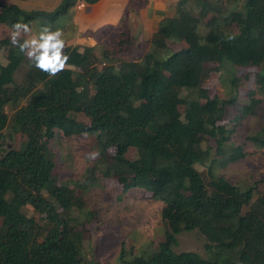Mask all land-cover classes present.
<instances>
[{"label": "trees", "instance_id": "trees-1", "mask_svg": "<svg viewBox=\"0 0 264 264\" xmlns=\"http://www.w3.org/2000/svg\"><path fill=\"white\" fill-rule=\"evenodd\" d=\"M77 2L61 0L53 10L0 3V26L13 30L0 38V53L7 51L6 63L0 61V264H89L70 216L85 200L54 174L59 127L68 136L97 134L103 150H115L112 160L99 159L106 164L100 176L163 199L160 248L128 264H264V191L257 195L255 186L245 189L214 170L220 157L233 163L248 154L229 145L237 132L233 119L240 125L264 110V0H178L139 59L121 58L129 44L123 21L115 45L62 48L64 66L55 73L38 67L42 52L28 60L33 24L56 30ZM169 39L189 45L163 52ZM26 62L30 69L19 84L15 76ZM228 65L257 69L253 89L246 87L247 72L229 80L224 96H212L206 79ZM6 129L21 133L18 148H5ZM247 138L264 141V127ZM132 147L136 156L128 158ZM198 164L207 166V178ZM196 229L211 258L174 250L179 234Z\"/></svg>", "mask_w": 264, "mask_h": 264}, {"label": "rangeland", "instance_id": "rangeland-1", "mask_svg": "<svg viewBox=\"0 0 264 264\" xmlns=\"http://www.w3.org/2000/svg\"><path fill=\"white\" fill-rule=\"evenodd\" d=\"M14 1L27 5L29 8L26 7V9L28 10H53L60 3V0H25L28 3H23L24 0H0V3H13ZM139 4L137 2L136 5ZM176 4V0L170 2L165 17L174 16ZM124 20L128 26L129 44L121 58L139 59L151 48V40L158 27L155 26L143 33L138 21L134 20L132 23L130 19L128 20L130 24H128L126 18ZM65 22L66 19H61L55 24L62 26ZM71 23L65 30H55V33H60L57 39L62 41V48L68 44L84 47L85 44L77 43V41L79 38L84 39L89 35L101 37L100 39L96 37V44L115 45L120 38L117 30L122 28L121 25L119 28L113 27L102 34L92 33L88 30L85 33L76 34L77 31L72 28L73 24ZM49 25L50 27L47 25V28H42L39 22H35L28 32L26 36L28 60L39 52L43 53L44 50L39 46L45 42L44 37L53 34L50 32V28L54 24L49 23ZM114 28H116L115 32H113ZM7 36H13V30L7 26H0V38ZM167 45V49L163 52L179 50L183 46H188L189 42L188 40L169 39ZM34 51L35 55L30 56L29 53ZM6 55V50L0 53L2 63H6ZM97 55L100 58L99 64L102 65L103 59L100 57L99 49H97ZM114 63L119 65L117 61ZM29 69V62L19 67L15 76L17 83L24 82ZM247 72L251 73V76L246 87L253 89L257 69L231 65H228L224 72L213 70L205 81V87L212 91V96L215 94L224 96L230 85L229 80L234 76H243ZM242 88H239V92L241 95H246L247 91H242ZM8 112L10 115L13 113L11 107L8 108ZM77 119L90 123V119L83 113L77 114ZM233 123H237V132L229 145H242L248 154L233 163L225 157H220L221 164L216 163L214 170L217 174L225 176L231 182L245 189L255 186V192L258 195L264 191V141L263 139L251 141L247 136L264 127V110L257 118L247 121L243 119V123L240 125L237 119H233ZM3 133L5 148L20 146L21 133L9 132L8 129ZM53 146L57 156L54 174L57 176L58 182H68L85 200L84 209L72 210L70 216L73 217L72 224L77 226L74 228V232L81 233L82 237L78 243L82 249V256L89 264H128L135 256L147 255L160 248V242L164 239L166 231V224L163 221V199H153L149 193L139 191L137 187L123 189V186L113 177H102L98 174L106 165L103 161L98 163L99 159L104 157L106 161L112 160L115 154L113 148L103 150L97 134L82 133L68 136L64 134L61 127L57 129ZM135 156L136 149L132 147L129 149L127 157L134 158ZM197 167L207 178V166L198 164ZM93 169H95L94 173L91 172ZM27 210L41 220V215L34 212L32 207H27ZM88 211L95 213L91 216ZM207 243V238L199 230L183 231L178 235V245L174 246V250L176 252L195 251L204 258H211L212 252L206 248Z\"/></svg>", "mask_w": 264, "mask_h": 264}, {"label": "crops", "instance_id": "crops-1", "mask_svg": "<svg viewBox=\"0 0 264 264\" xmlns=\"http://www.w3.org/2000/svg\"><path fill=\"white\" fill-rule=\"evenodd\" d=\"M81 1L85 3V6H79ZM171 1L173 2L174 0H99L89 4L84 0H78L77 4L71 8L65 24L59 26L57 30H65L68 24L72 22V28L77 31L76 34L85 33L87 30L92 33L102 34L113 27L119 28V25L122 24L121 22L125 21L124 19L126 18L128 24H130V21H128L130 19L132 23L134 20L138 21L144 33L155 26L158 27L162 19L165 18L167 6ZM22 2L26 3L27 1L24 0ZM137 2L140 4L136 5ZM177 2L178 0H176ZM13 3L25 9L26 7L29 8L19 2L14 1ZM120 29L117 30V33H119ZM115 31L116 28H114L113 32ZM50 32L55 33V30ZM96 37L98 38L96 35H89L84 39L79 38L77 43L82 42L86 46H94L97 43ZM67 46H70V44Z\"/></svg>", "mask_w": 264, "mask_h": 264}, {"label": "clouds", "instance_id": "clouds-1", "mask_svg": "<svg viewBox=\"0 0 264 264\" xmlns=\"http://www.w3.org/2000/svg\"><path fill=\"white\" fill-rule=\"evenodd\" d=\"M24 27L27 28L26 25L17 24L16 28ZM60 33H53L44 37V43L41 44L39 47L42 48L44 51L38 59V67L42 69L48 70L50 69L53 73L57 72L59 69L63 68L64 61L61 60V48L63 47L62 41L57 39ZM27 46V45H25ZM30 56L35 55L34 52L29 53ZM67 57L64 58L66 60Z\"/></svg>", "mask_w": 264, "mask_h": 264}, {"label": "built area", "instance_id": "built-area-1", "mask_svg": "<svg viewBox=\"0 0 264 264\" xmlns=\"http://www.w3.org/2000/svg\"><path fill=\"white\" fill-rule=\"evenodd\" d=\"M79 6L80 7L85 6V3L83 1H81L80 4H79Z\"/></svg>", "mask_w": 264, "mask_h": 264}]
</instances>
